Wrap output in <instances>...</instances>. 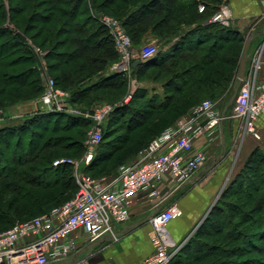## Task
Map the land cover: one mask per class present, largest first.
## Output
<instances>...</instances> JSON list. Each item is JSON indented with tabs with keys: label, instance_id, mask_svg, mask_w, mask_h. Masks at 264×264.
I'll list each match as a JSON object with an SVG mask.
<instances>
[{
	"label": "trees",
	"instance_id": "16d2710c",
	"mask_svg": "<svg viewBox=\"0 0 264 264\" xmlns=\"http://www.w3.org/2000/svg\"><path fill=\"white\" fill-rule=\"evenodd\" d=\"M224 1L226 0H191L188 7L195 17L191 22H186L181 12H186L187 4H180V0H0V69L6 65L9 67L5 58L13 54H17L13 63L25 67L15 73L0 74V85L4 88H30L33 96L25 100L41 93L38 64L30 42L47 52V69L54 73L52 78L56 87L69 93V104L86 98L92 87L117 89L120 83L126 82V76L110 70L117 60V54L108 30L98 19L100 15L110 13L121 20L132 42L149 31L167 38L162 48L172 44L168 50L158 51L151 62H139L131 67V75L134 76L139 74L145 77L149 71H156L154 77H150L151 83L161 84L162 93L150 94L147 89L139 88L133 98L145 100L149 109L156 113L177 118L173 123L165 121L166 123L163 122L161 127L157 128L158 131L160 128L165 130L189 111L198 94L207 95L212 101L217 100L228 84L235 81L242 48L234 44H242V34L230 27L208 22ZM199 2L203 3L204 10L206 9L202 13L197 12ZM181 27L188 28L181 31ZM18 34L25 37L24 42ZM209 41L213 44L204 48L203 45ZM216 63L220 66L215 68L213 75L205 77L198 74L205 73ZM95 77V85L87 86V81ZM188 78H192V82H189ZM187 84L195 89V92H184ZM219 88L220 91H217ZM191 95L195 98H191ZM144 111L143 108L129 109L126 105L116 108L107 126L110 128L127 116L129 118L125 120L126 128L134 131ZM152 116L148 114L146 120ZM62 121L65 123L60 126L61 129L74 128L80 125L82 119L65 112H40L24 118L21 123L0 127V139L10 134L15 137L28 132L30 134L31 125L46 132H57ZM103 133L102 142L92 162L87 166L88 170L98 167L111 155L104 143L107 133L105 128ZM35 146L37 154L50 147L39 142ZM135 156L136 154L129 162ZM33 159H36V156L31 161H24L32 163ZM65 167H50L48 171L58 173ZM34 217L36 216L31 218ZM262 255L264 152L258 146L247 157L171 264H197L200 261H205L204 264H264ZM236 256L245 258L239 262H227L232 261L229 258Z\"/></svg>",
	"mask_w": 264,
	"mask_h": 264
},
{
	"label": "built area",
	"instance_id": "2783aa9c",
	"mask_svg": "<svg viewBox=\"0 0 264 264\" xmlns=\"http://www.w3.org/2000/svg\"><path fill=\"white\" fill-rule=\"evenodd\" d=\"M98 19L107 28L119 54L112 72L130 76L132 63H148L154 59L158 52L155 45L135 49L117 21L105 16ZM230 20V10L222 8L208 22L229 27ZM263 52L264 44L257 49L244 74L234 96L231 116L222 113L215 102L202 101L188 116L179 118L154 137L131 162L120 165L114 175L91 178L77 171L74 175L77 192L72 199L0 233V264H90L93 253L75 256L79 239L85 245L103 238L117 242L116 227L128 222L133 205L146 196L152 200L154 209L148 218L152 252L139 264H171L198 226L185 239L176 242L168 225L181 216V210L176 203L165 208L161 205L205 165L207 156L203 150L194 149L195 139L214 130L218 132L224 121L232 118L240 123L236 140L247 134L261 140L256 124L264 120ZM55 93L49 80L42 97L46 112H64L63 98L58 97L63 94ZM115 109L97 108L93 113L81 115L93 124L84 142L86 166L102 142L103 123ZM68 164L77 169L70 160H55L52 167Z\"/></svg>",
	"mask_w": 264,
	"mask_h": 264
},
{
	"label": "rangeland",
	"instance_id": "374dc122",
	"mask_svg": "<svg viewBox=\"0 0 264 264\" xmlns=\"http://www.w3.org/2000/svg\"><path fill=\"white\" fill-rule=\"evenodd\" d=\"M230 1L231 0H226L222 2L215 13L220 11V9L222 8H228L231 14V20L229 22V27L231 28L235 19L233 18L231 9L228 6L230 4ZM190 2L191 0H180V4H187L185 6L187 13H184V11H180L182 13L181 16H184L182 17L183 20H186V22H191L193 20L192 18L195 17L192 14V10L188 7V4ZM245 2L246 6L244 9V15H241L243 17H248L251 13H254L255 10L259 9V2L260 7L262 8V0H245ZM204 8L205 6L203 3H197L198 13L204 12L206 10H204ZM103 16L112 18L113 20L117 21L121 25L123 32L131 39L130 34L126 32V29L122 26L121 20H119L118 17L110 13H105L104 15H100L99 17ZM245 17L243 18L245 28L241 35L243 38V42L241 45L238 43L234 44L241 46L242 50L251 34H260L262 31H264V14L259 16V18H257L256 20ZM186 28L188 27H181L180 30L183 31ZM166 42L167 38L160 37L148 31L141 38H138L135 42L133 41L132 44L135 49H139L146 45L152 44L157 47L158 51H160V49H162V45ZM262 43L259 47H262ZM212 44L213 43L209 41L203 46L204 48H206L211 46ZM29 45L38 64L37 71L39 84L42 88L41 93H39L38 96L32 99L25 100V98H30L33 96L30 92V88H23L18 86L4 88L0 85V122L11 125L17 124L21 123L24 118L28 116L47 111V106L43 104L42 97L44 92L46 91L49 80H52L53 82L54 93L57 92V94H63V96L58 97L63 98L65 104L64 112L69 115L81 117L82 122L78 127H64L61 129V127L65 123V121H62L59 124V130L57 132H46L34 125H31L29 127V129L32 130L30 134L28 132L16 137L10 134L4 139H0V233L9 229V227L16 222L27 220L33 216L40 215L47 210L53 207H57L63 202H67L72 199L77 192L74 178V175L77 171L82 172L83 174L91 178L116 173L119 166L129 162L145 143L151 141L155 136H158L160 133H162L164 128H160L159 131L157 130V128L161 127L163 122L167 121L173 123L177 119H173L172 116H167V114L161 115L160 113H156L154 110L149 109V106L146 104L145 100L140 98L134 99L133 95L130 94L132 81H134V84L137 85V89L148 88L149 93L151 94V89H154L155 86L153 87V83H151L152 81L150 77H154L156 73L155 70L149 71V73H147L145 77H141L139 76V74L138 76L125 75L126 82L120 83L115 90L111 88L98 89L92 87L97 81V77H95L91 81H87L86 83L87 86L92 87L90 93L86 96V98L81 99L76 103L69 104V93L62 90L61 88L56 87L55 82L52 78L54 76V73H51L47 69V62L45 61V55L47 54V52L45 50L37 48L30 42ZM258 45L257 43H255L254 46L250 48V52L252 55L247 59L245 63L247 69H249L250 67L251 60L254 56L253 54H255V52L257 51L256 49L259 48H257ZM116 54L117 60L115 61V63H113V65L119 61V54L117 53V51ZM15 57H17V54H13L12 56L5 58V61L8 62L9 67H7L6 65L5 68L0 69V74L15 73L25 68L24 65L17 66L13 63ZM223 65L224 64H222L221 66ZM218 66H220L219 63H216L214 65H211L205 73L203 72L200 74L198 72V74L205 77L206 75L211 76L216 72L215 68H218ZM107 69L109 70V67ZM188 81L192 82V78H188ZM233 84L234 83L228 84L226 90L218 98L221 99L220 101H213L216 103L221 102V109L226 105L228 108L227 114L232 112V103L236 94L233 90ZM188 85L189 84H187V86ZM217 91H220V88ZM11 92L14 93L12 94ZM184 92L191 94V92H195V89H192L190 88V86H188ZM192 97L193 96L191 95V98ZM198 97H200V99ZM198 97H193V99L195 98V102L189 110L197 106L202 101H212V98L204 94H198ZM125 105L128 106L129 109L133 108L138 110L140 108H143V111L145 110L143 116H140V123L137 125V127H135V129H133L134 131L127 130L125 120L129 117L127 118V116L125 115L126 117H124L122 121L120 120L116 122L115 125L111 127L109 126L110 128H108L107 123L112 117L111 115V117H109V119H107L103 123L105 132H107L105 133L104 143L106 145V149L110 150L111 155L104 163H102L98 167L92 170H88L84 159V142L89 131L92 129L93 124H91V122L86 119H84L83 121L81 115L93 113V111H95V109L97 108H119ZM148 114L153 116L151 117V119L146 120ZM38 142L40 144L46 143L50 147L42 153L40 151V153L37 154L35 152V144H38ZM259 148L264 152V139L260 142ZM226 150H228L227 144ZM34 156H36V159H33L32 163H25V159L31 161ZM24 157L26 158L24 159ZM55 160H70L77 165V169L74 168L73 165L68 164L65 165L66 167L58 173H56L55 171H48L49 168L52 167V163ZM90 163L88 164V166L90 165ZM204 219L205 218H203V220ZM203 220L200 222L198 227L201 225ZM194 231L191 234L190 238L194 235ZM242 258H245V256H236L233 258H229V260L232 261L227 262H239ZM204 262L205 261H200L197 264H204Z\"/></svg>",
	"mask_w": 264,
	"mask_h": 264
},
{
	"label": "crops",
	"instance_id": "0c3cea01",
	"mask_svg": "<svg viewBox=\"0 0 264 264\" xmlns=\"http://www.w3.org/2000/svg\"><path fill=\"white\" fill-rule=\"evenodd\" d=\"M245 3V0H231L228 5L235 19L231 28L241 34L245 28L243 22L245 16H241L244 15ZM262 14H264V9L260 7L259 2V9L245 18L256 20ZM263 34L264 31L260 34H251L247 39V41H250L246 50V61L252 55L250 48L255 43L259 44L258 48L263 42ZM171 45L164 46L160 50L166 51ZM246 70L245 64L244 74ZM152 85L155 88L151 89V92L162 93L161 84ZM136 87L137 85L132 81L131 95L137 90ZM233 87L235 93L241 87V81L236 77ZM220 100L217 99V101ZM216 104L222 113L226 116H231V112L227 114L228 108L226 105L221 109V102ZM192 109L180 118L188 116ZM5 125L8 124L0 122V127ZM256 125L257 131L261 135V142L264 139V120H259ZM239 126L238 120L230 118L224 121L218 132L214 130L212 134L205 133L195 139L194 149L203 150L207 156L205 165L196 171L189 182L182 185L161 205L162 208H165L172 203H176L181 210V216L172 220L168 225V230L176 242L185 239L207 216L220 194L237 174L247 157L259 146L260 142L248 134L236 140ZM226 144L228 145V150H226ZM152 204V200L146 196L133 205L128 222L116 227V232L119 236L117 242L112 243L108 238H103L98 241L100 243L92 248L90 252L88 248L90 245H85L79 239V250L75 256L83 257L88 253H93L94 256L90 264H139L152 252V246L149 241L151 226L148 222L149 216L154 212Z\"/></svg>",
	"mask_w": 264,
	"mask_h": 264
},
{
	"label": "water",
	"instance_id": "95a60500",
	"mask_svg": "<svg viewBox=\"0 0 264 264\" xmlns=\"http://www.w3.org/2000/svg\"><path fill=\"white\" fill-rule=\"evenodd\" d=\"M20 40L22 42L25 41V37L21 34H18ZM249 41H247V43L245 44L243 50H242V54H241V58H240V61H239V65H238V69H237V72H236V78L239 80V81H243L244 80V70H245V63H246V50H247V46L249 44ZM264 44V40H263V43L262 45ZM137 65V62H134L132 64V67L136 66ZM100 242H95L93 244H90V246L88 247L89 249H92L94 248L96 245H98Z\"/></svg>",
	"mask_w": 264,
	"mask_h": 264
}]
</instances>
